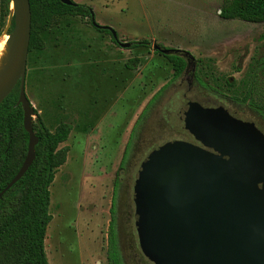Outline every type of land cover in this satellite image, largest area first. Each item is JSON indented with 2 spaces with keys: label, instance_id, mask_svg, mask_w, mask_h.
Segmentation results:
<instances>
[{
  "label": "rangeland",
  "instance_id": "obj_1",
  "mask_svg": "<svg viewBox=\"0 0 264 264\" xmlns=\"http://www.w3.org/2000/svg\"><path fill=\"white\" fill-rule=\"evenodd\" d=\"M73 1L91 6L96 21L115 29L120 42L148 44L124 48L88 18L67 15L44 34L45 49L28 55L26 93L33 122L40 115L52 130L60 121L73 125L61 144L70 148L66 162L50 186L48 262L110 264L114 221L123 264H150L134 224L133 187L141 163L163 142L190 136L181 119L189 102L226 105L264 131L263 116L242 100V80L264 57V22L222 18L224 0ZM154 45L190 54L182 78L173 79L171 62ZM133 58L141 61L132 69L127 62ZM257 83L264 91V71Z\"/></svg>",
  "mask_w": 264,
  "mask_h": 264
},
{
  "label": "water",
  "instance_id": "obj_2",
  "mask_svg": "<svg viewBox=\"0 0 264 264\" xmlns=\"http://www.w3.org/2000/svg\"><path fill=\"white\" fill-rule=\"evenodd\" d=\"M74 5L73 0H61ZM15 23L9 63L0 78V102L19 84L18 105L29 133L26 158L9 190L36 159L32 103L26 93L31 39L30 0H12ZM221 12V11H220ZM108 29L124 48L111 26ZM165 54L172 49L154 45ZM200 143H164L141 163L133 187L141 251L151 264H264V132L224 107L194 102L181 116Z\"/></svg>",
  "mask_w": 264,
  "mask_h": 264
},
{
  "label": "trees",
  "instance_id": "obj_3",
  "mask_svg": "<svg viewBox=\"0 0 264 264\" xmlns=\"http://www.w3.org/2000/svg\"><path fill=\"white\" fill-rule=\"evenodd\" d=\"M30 4L32 22L29 54L45 49L44 34L60 17L80 16L88 18L93 25V9L87 4L67 5L61 0H30ZM220 10V16L225 19L264 22V0H224ZM10 19L12 23L7 34L13 33L15 23L12 0H0V32L6 30ZM94 27L112 35L108 29ZM113 41L116 42L114 38ZM146 44L145 40L132 42L134 47ZM166 57L174 69L173 79H177L184 71L186 61L178 54H169ZM140 61L139 58L130 59L127 67L133 69ZM263 71L264 57L252 64L248 79L242 80V87L245 88L242 100L264 118V91L257 83L259 74ZM228 84L234 86L235 82L228 81ZM19 97L18 84L0 102V193L16 176L28 152L29 133L24 126L23 107L21 104L18 105ZM33 128L38 138L35 147L36 159L24 176L0 197V264H49L45 240L48 226L53 218L50 212V186L58 168L66 162L70 148L61 144L68 140L73 125L60 121L52 130L38 115L37 121L33 122ZM130 145L131 141L128 142L122 158L120 164L122 168L126 163ZM117 191L118 183L115 186L114 200ZM114 207L115 204L112 213H115ZM109 245L110 264H123L117 245L114 221L110 224Z\"/></svg>",
  "mask_w": 264,
  "mask_h": 264
},
{
  "label": "flooded vegetation",
  "instance_id": "obj_4",
  "mask_svg": "<svg viewBox=\"0 0 264 264\" xmlns=\"http://www.w3.org/2000/svg\"><path fill=\"white\" fill-rule=\"evenodd\" d=\"M112 34V33H111ZM112 36V38H114L113 37V35H111ZM115 39V38H114ZM116 40V39H115ZM116 42H117V44H119L118 43V41L116 40ZM147 44H148V42H147ZM131 45H132V43H131ZM160 47L162 48V49H172L173 50V53H170V54H178V55H180V56H182L184 59H185V61H186V66H185V69H184V71L182 72V74L177 78V79H179V78H182L184 75H185V73L187 72V70H188V68L190 67V63H191V56H190V54L189 53H187V52H181V50L180 49H173V48H166V47H163L162 45H160ZM156 52H158V53H160V54H162V55H164V56H167V55H169V54H165V53H163V52H161V50H155ZM196 67V66H195ZM193 78H195V76H196V74L195 73H193ZM230 81H232V79L230 80ZM171 83V82H170ZM165 87L163 86L162 88H161V90L160 91H162L163 89H164ZM160 91L159 92H157L156 94H155V96L154 97H152L150 100H157L158 98V96L160 95L159 93H160ZM185 98V97H184ZM194 103V102H193ZM193 103H191V102H189L188 103V105H187V107L186 108H184V110L185 109H187L188 107H190ZM200 103V102H199ZM202 104V103H201ZM203 106H205V107H220V106H222V107H224L225 109H227L233 116H235V117H237V118H240V117H238L237 115H235L226 105H222V104H219V105H212V106H209V105H205V104H202ZM240 119H242V118H240ZM243 120H245V119H243ZM139 121V120H138ZM247 121H249V120H247ZM184 122V121H183ZM257 125V124H256ZM258 126V125H257ZM184 127H185V123H184ZM259 127V126H258ZM260 128V127H259ZM134 129H135V127H134ZM261 129V128H260ZM262 130V129H261ZM188 131V130H187ZM263 131V130H262ZM189 132V131H188ZM264 132V131H263ZM133 133V132H132ZM189 137H182V138H176V139H170V140H167V141H165V142H163L161 145H163L164 143H166V142H169V141H174V140H183V141H187V142H190V143H193V144H200L195 138H194V136L189 132ZM161 145H159V146H161ZM159 146H157V147H154L152 150H151V152L154 150V149H156V148H158ZM150 152V153H151ZM149 153V154H150ZM148 154V155H149ZM147 155V156H148ZM147 158V157H146ZM143 162V161H142ZM133 201H134V198H133ZM135 204V203H134ZM130 215V214H129ZM134 216H135V221H134V224H135V228H136V213H135V211H134ZM130 217V216H129ZM136 233H137V228H136ZM133 234V238H132V240H133V243H132V248H133V250L135 251V253H134V255L135 256H138V252H139V250H138V248H137V244H136V237H135V235L136 234H134V233H132ZM137 236H138V234H137ZM139 241V240H138ZM110 246V245H109ZM140 246V245H139ZM141 249V248H140ZM109 250H110V248H109ZM137 250V251H136ZM143 253V252H142ZM145 256V255H144ZM150 262V261H149ZM151 264V263H150Z\"/></svg>",
  "mask_w": 264,
  "mask_h": 264
},
{
  "label": "bare ground",
  "instance_id": "obj_5",
  "mask_svg": "<svg viewBox=\"0 0 264 264\" xmlns=\"http://www.w3.org/2000/svg\"><path fill=\"white\" fill-rule=\"evenodd\" d=\"M11 51V39L7 35L0 36V78L3 76L6 66L9 63Z\"/></svg>",
  "mask_w": 264,
  "mask_h": 264
}]
</instances>
